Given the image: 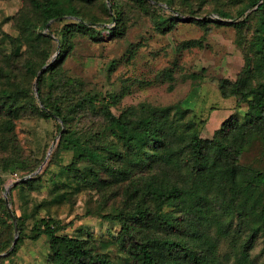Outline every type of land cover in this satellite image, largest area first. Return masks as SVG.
Wrapping results in <instances>:
<instances>
[{
    "label": "trees",
    "instance_id": "1",
    "mask_svg": "<svg viewBox=\"0 0 264 264\" xmlns=\"http://www.w3.org/2000/svg\"><path fill=\"white\" fill-rule=\"evenodd\" d=\"M79 1L80 9L66 6L63 0H29L37 14L31 22L35 52L44 44L42 52L48 57L40 66L32 58H25L24 73L37 80L39 70L51 63L52 48L56 46L59 52L39 76L37 97L28 85L16 90L0 88V114L6 116L1 125L3 144L10 145L14 140L17 116L43 117L53 120L60 134L55 163L65 152L73 154L68 165H60V170L73 179V188L106 191L130 182L125 206L101 217L120 224L119 246L136 264H253L251 249L258 234L264 237V169L244 165L241 158L254 142L264 144V0H236L241 5L237 13L216 7L213 13L219 18L201 19L197 18L203 15L194 6L182 10L176 0ZM100 1L105 18L85 11ZM124 2L152 12L161 33L171 31L176 20L165 19L159 11L181 15L188 12L191 21L201 27L214 23L236 29L238 43H245L247 64L234 83L223 80L220 90L224 98L235 97L247 104L244 121L231 115L212 139H204L196 119L179 105L129 108L119 116L106 108L103 129L79 132L73 122L95 107L97 97L86 91L83 83L67 76L63 63L71 55L73 39L78 35L95 41H102L106 31L110 39L125 37L128 23ZM251 7L255 9L245 14ZM64 16L76 18L66 20ZM51 21H55L48 28L51 32L55 23L62 24L57 33L53 32L57 40L43 33ZM107 23L113 26H102ZM17 56L15 51L3 59L8 63ZM108 130L117 141L105 140ZM14 169L22 177L36 172L35 168L22 166V162ZM41 181L42 173L36 174L16 182L11 191L25 186L34 189ZM11 191L9 200L13 204ZM12 210L21 235L9 255L16 254L24 239L25 220ZM2 213L5 219L0 218V253L10 249L15 231L4 198L0 200ZM65 228L49 217L40 219L32 229V239L48 237L53 264H115L109 256L97 253L88 240L60 234ZM242 228L247 231L240 236ZM227 239L234 241L232 251L221 254ZM7 258L0 256L3 261Z\"/></svg>",
    "mask_w": 264,
    "mask_h": 264
},
{
    "label": "rangeland",
    "instance_id": "2",
    "mask_svg": "<svg viewBox=\"0 0 264 264\" xmlns=\"http://www.w3.org/2000/svg\"><path fill=\"white\" fill-rule=\"evenodd\" d=\"M176 1L182 10L194 6L198 14L203 15L197 19L219 18L213 13L216 7L233 13L241 8L236 0ZM63 2L66 6L82 7L79 0ZM124 3L128 23L125 37L110 39L106 31L102 41H95L78 35L73 39L71 55L63 63L64 73L83 83L86 91L97 97L95 107L73 122L79 132L103 129L106 108L119 116L129 108L179 105L189 113L190 118L196 119L204 139H212L231 115H237L244 121L247 104L240 103L235 97L224 98L220 90L223 80L234 83L247 64L243 51L245 43H238L240 35L236 29L214 23L207 28L201 27L191 21L192 15L188 12L181 15L159 11L165 19L176 20L171 31L161 33L152 12H145L133 2ZM101 4L102 1L85 11L102 17ZM254 9L249 8L245 14ZM33 10L29 0H0V88L16 90V87L28 85L37 97L36 79L24 73L23 64L25 58H32L40 66L48 53L44 57V44L35 52L31 22L37 19V14ZM75 18L64 16L66 20ZM61 26L55 23L53 32L57 33ZM102 26L112 27L113 24ZM53 32L47 27L43 29L46 36L51 35L57 40ZM247 35L251 37L252 34ZM11 38L16 41L15 44ZM15 51L18 55L16 60L9 59L5 63L3 57L13 55ZM57 51L56 46L52 48L49 61L54 59ZM4 122L6 116L0 114V200L7 188H12L24 178L18 169H14L18 164L21 166V162L22 166H30L35 171L43 166L38 173H42L43 182H38L34 189L27 186L12 189L11 208L25 220L24 239L16 254L9 255L19 241V231L16 244L0 253L1 257L9 256L4 261L0 260V264H53L49 257L48 237L43 235L38 240L32 239L36 223L49 217L65 225L60 234L88 240L97 253L109 256L115 264H136L134 258L119 246L120 224L101 217V214L113 213L114 208L125 206L126 187L130 182L121 187H109L106 191L90 187L75 189L73 179L60 170V165L69 164L73 154L65 152L55 163L60 134L53 120L36 115L17 116L14 120L15 137L10 145L3 144L4 128L1 125ZM105 140L117 141V137L108 130ZM4 147L8 149L4 150ZM16 159L19 161L15 163L13 160ZM241 163L264 169V144L254 142L242 156ZM0 218L5 219V214H0ZM246 231L242 228L238 235L243 236ZM15 237L14 231V240ZM232 242V239L225 241L221 254L232 251ZM251 255L253 264H264V237L261 234L257 236Z\"/></svg>",
    "mask_w": 264,
    "mask_h": 264
},
{
    "label": "water",
    "instance_id": "3",
    "mask_svg": "<svg viewBox=\"0 0 264 264\" xmlns=\"http://www.w3.org/2000/svg\"><path fill=\"white\" fill-rule=\"evenodd\" d=\"M51 22H52V21H51ZM51 22H50V23H51ZM50 23H48V24L46 25L47 28H49ZM58 52H59V51H58ZM57 57H58V53L55 55V57H54V59L51 61V63H53V62L57 59ZM51 63H50V64H51ZM50 64L45 65V67H44L43 69H47V67H48ZM41 72H42V71H41ZM41 72L38 74V77H37V80H36V92H37V93H38L37 82H38V80H39V76H40ZM52 149H53V147L50 149V151H49V155L51 154ZM49 155H48V156H49ZM42 168H43V166H41L40 169H39L38 171L34 172L33 174L28 175V176L22 178L20 182H23V181H25V180H27V179H29V178L35 176L36 174H38V173L41 171ZM10 191H11V186H10L9 188L6 189L5 194H4V198H5V200H6V204H7V207H8L9 215H10V217L12 218V220H13V222H14V225H15V234H16V237H15V240H14V243H13V244L15 245L16 242H17V240H18V237H19V228H18L17 218H16V216H15V214H14L12 208H11V202H10V200H9V194H10Z\"/></svg>",
    "mask_w": 264,
    "mask_h": 264
}]
</instances>
